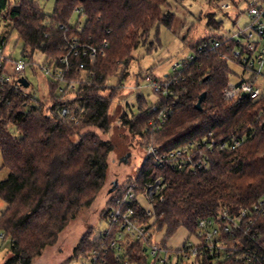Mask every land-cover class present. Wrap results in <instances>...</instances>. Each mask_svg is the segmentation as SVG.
<instances>
[{
    "label": "trees",
    "instance_id": "obj_1",
    "mask_svg": "<svg viewBox=\"0 0 264 264\" xmlns=\"http://www.w3.org/2000/svg\"><path fill=\"white\" fill-rule=\"evenodd\" d=\"M167 2L55 0L52 14L47 15L32 0H0V21H11L12 31L23 42L22 61L28 60L26 65L34 75L37 72L42 75L46 87L44 101L33 97L29 82L31 91L27 95L11 85L0 87V170L7 171L6 177L0 180V201L5 205L0 211V234L9 244L2 264H32L47 247L57 242L77 213L95 200L106 180L109 155L116 149L112 140H104L99 134L110 132L113 116L118 119L119 127L128 130L130 139L139 142L140 149L151 144L161 154L209 132L216 138L235 133L247 136L246 143L238 149L211 154L207 170L175 171L169 166L160 168L149 159L135 176H124L119 183L120 193H112L106 203L103 221L114 198L128 186L136 185L137 194H143L147 179L162 176L167 184L163 199L152 202L151 216L148 217L136 201L134 203L141 221L148 227L144 238L125 244V259L130 264H153L147 249L156 246L161 252H173L166 250V240L178 229L193 235L200 219L216 218L224 211L237 213L264 196V131L255 123L263 104L248 98L224 100L222 94L229 68L228 60L222 55H228L232 48L229 39L209 33L190 45L196 52L204 42L220 44L215 52L201 53L176 73L177 82L164 102L170 113L159 131H146L148 120L154 114L145 107L147 101L141 96L137 98L136 115L130 116L122 110L115 115L118 108L112 112L118 88L127 76L131 52L145 40L155 24L166 27L173 24L174 15L163 11ZM80 8L79 15L85 19L83 26L70 25L72 14ZM207 26L217 29L219 24L209 15ZM71 37L97 48L107 46L103 48L104 55H98L86 71L79 68L83 58L70 60L73 67L64 77L66 82H75L77 86L62 92L61 83L46 79L33 57L38 53L48 65L59 67V58L66 53L65 39ZM0 39L8 42V36ZM119 69V84L108 86L107 81ZM69 94L73 96L69 98ZM202 94L205 98L201 110H197L195 105ZM75 104L80 108L79 122L72 125L60 118L58 111ZM11 127L16 134L10 132ZM161 230H164V238L154 242L155 234ZM107 232L94 239L84 235L73 248L70 261L85 260L93 251L106 250L107 264H117L115 251L109 248L116 228ZM248 233L257 240L242 237V243L248 242L258 256L262 255L258 244L264 241V216L256 220ZM197 262L254 264L242 260L213 263L207 258Z\"/></svg>",
    "mask_w": 264,
    "mask_h": 264
},
{
    "label": "built area",
    "instance_id": "obj_2",
    "mask_svg": "<svg viewBox=\"0 0 264 264\" xmlns=\"http://www.w3.org/2000/svg\"><path fill=\"white\" fill-rule=\"evenodd\" d=\"M75 12L81 13L82 9ZM248 23L240 28L237 24V31L233 33L229 40L233 43L229 49V54L223 58L239 64L244 72L250 74L248 80L242 79L237 85L227 82L223 91V98L227 102H232L241 98H248L252 102L262 103L263 107L259 109L255 123L258 128L264 131V85L258 83L264 80V0H252L246 11ZM61 29L66 30L61 26ZM66 53L59 58V67L50 66L47 62L36 64L42 71L44 77L49 81L61 83L60 91L64 89L74 90L75 82H66L65 73L69 71L73 64L72 58H83L79 68L86 71L87 66L92 65L97 56L104 55L103 48H97L93 45L82 42L77 37L65 39ZM220 44L217 41L204 42L199 46L196 52L190 55L181 65L176 64L173 67V75L166 77L163 81L152 82L151 89L155 95L149 111L153 117L148 120L146 131H159L167 120L170 110L165 108L168 97L172 94L171 88L176 84V73L178 68L181 70L195 57L203 52H215ZM26 60H14L7 52V40L0 39V87L11 85L16 87L21 93L27 95L30 93V86L24 87L18 83L20 79H25ZM179 70V71H180ZM26 80V79H25ZM245 97H242V95ZM36 98V94L33 93ZM80 108L77 104L71 107H63L58 111L62 119H67L72 125L79 122ZM247 141L245 134H232L226 138H216L213 133L188 141L180 146L166 152L159 153L151 144H146L143 148L144 161L154 160L160 167L169 166L175 171L195 172L207 170L209 168V156L215 152L234 151L244 145ZM167 184L164 177L147 179L144 182L143 194H137L136 185L128 186L119 196L113 200L112 206L106 214L107 229L116 228L115 237L109 245V248L115 251V261L117 264H130L125 259V244L127 241H137L145 237L148 224L141 221L134 206L135 201L145 211L149 217L152 212V202L155 199L162 200V193ZM120 191L119 187L113 192L116 195ZM120 193V192H119ZM146 206V207H144ZM264 216V196L257 203L249 208L242 209L237 213L230 214L226 211L221 212L216 218H203L197 223L194 237H191L179 252L165 253L156 246L147 249L148 258L153 264H182L185 260H191L192 264H198L200 258L210 259L213 263H222L226 261L242 260L247 263L264 264V241L259 243L260 253L249 247L248 242L242 243V237L257 240L256 236L248 233L249 229L255 224L258 218ZM241 236V238H240ZM3 239V235L0 234ZM246 244V245H245ZM12 245V243H11ZM82 264H107L106 250L103 252L93 251Z\"/></svg>",
    "mask_w": 264,
    "mask_h": 264
},
{
    "label": "rangeland",
    "instance_id": "obj_3",
    "mask_svg": "<svg viewBox=\"0 0 264 264\" xmlns=\"http://www.w3.org/2000/svg\"><path fill=\"white\" fill-rule=\"evenodd\" d=\"M10 1L14 2L16 0ZM32 1L47 15L52 14L55 0ZM251 1L168 0L167 4L163 6V11L172 13L175 17L174 22L171 27L155 24L145 40L131 52L127 63V76L118 88L117 97L111 107L112 112L118 108L115 110V115L119 110L130 116L136 115L138 113L137 98L139 96L147 101L145 107L150 108L152 101L154 102L156 98L151 89L152 82L163 81L166 77L172 76L174 65H181L184 60L194 53L190 45L205 38L209 33L213 36L229 39L237 31L236 22L240 28L245 27L248 23L246 11ZM209 15L213 16L219 24L217 29L207 26ZM84 21V17H81L78 12H74L69 24L72 26L78 24L82 27ZM3 36H8L7 52L12 54L14 60H22L23 42L18 39L16 32L12 31L10 20L1 19L0 21V38ZM33 59L36 64L44 62V57L38 53L34 55ZM27 63L28 60H26ZM227 66L229 68L228 83L237 85L242 79L248 80L250 78V74L244 72L239 64L228 60ZM120 74L121 70L119 69L117 74L107 81V85L110 87L117 86ZM25 79L32 85L37 99L46 100V87L42 75L38 72L34 75L31 67L26 65ZM258 83L264 85V80H260ZM104 94L106 95L108 92ZM72 96L73 94L68 95L69 98ZM115 117H112L114 125L110 132L104 135L99 134L104 140H112L116 146V149L108 158V171L103 187L91 205L82 208L77 213L76 218L61 232L57 242L53 246L47 247L39 257L32 261V264H67L72 256L73 248L84 235L94 239L100 233H104L108 227L106 221L102 220V215L106 203L113 193L108 194L112 182L117 180L119 187V183L122 182L124 176H135L137 170L142 168L144 164L143 149H140L137 140L130 139L131 136L127 129L117 125L118 119ZM10 132L16 134L13 127L10 128ZM126 153H130L127 163L120 162L121 157ZM1 166L2 158L0 154V168ZM6 174V170H0V180ZM4 207V203L0 201V211ZM191 237L194 236L187 230L178 229L166 240V250L174 252L183 248L191 240ZM163 238L164 230H161L155 234L153 241H161ZM8 251L9 244L0 238V264L4 262ZM166 252H162V256H165ZM149 259L151 258L149 257ZM83 261L79 258L70 261L68 264H82ZM172 264H175V262L173 261ZM182 264H192V261L185 260Z\"/></svg>",
    "mask_w": 264,
    "mask_h": 264
},
{
    "label": "water",
    "instance_id": "obj_4",
    "mask_svg": "<svg viewBox=\"0 0 264 264\" xmlns=\"http://www.w3.org/2000/svg\"><path fill=\"white\" fill-rule=\"evenodd\" d=\"M19 82L24 86V87H27L28 86V81L25 80V79H20ZM242 97H245V95L243 94ZM205 98V94H202L199 99H198V102L196 103L195 105V108L197 110H201V103L202 101L204 100ZM130 157V153H126L123 157H121L120 159V162L122 163H127L128 159ZM118 187V183H117V180L113 181L112 182V186L111 188L108 190V194H111L112 192H114Z\"/></svg>",
    "mask_w": 264,
    "mask_h": 264
},
{
    "label": "crops",
    "instance_id": "obj_5",
    "mask_svg": "<svg viewBox=\"0 0 264 264\" xmlns=\"http://www.w3.org/2000/svg\"><path fill=\"white\" fill-rule=\"evenodd\" d=\"M9 54H10V53H9ZM11 55H12V54H11ZM5 177H6V175H5L2 179H4ZM2 179H1V180H2Z\"/></svg>",
    "mask_w": 264,
    "mask_h": 264
}]
</instances>
